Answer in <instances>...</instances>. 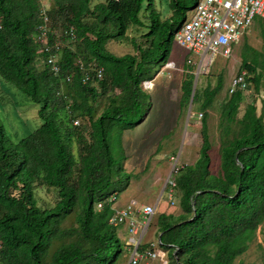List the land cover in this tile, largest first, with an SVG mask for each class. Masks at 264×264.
<instances>
[{
	"label": "trees",
	"instance_id": "1",
	"mask_svg": "<svg viewBox=\"0 0 264 264\" xmlns=\"http://www.w3.org/2000/svg\"><path fill=\"white\" fill-rule=\"evenodd\" d=\"M92 1L57 0L48 12L52 30L63 16L66 31L76 33V49L63 44L56 76L34 40L43 23L40 0H0V81L39 105L42 120L17 144L0 124V264H113L123 254L117 228L109 224L115 211L108 203L96 209L132 179L125 171L126 157L112 154L111 132L122 144L124 132L146 120L152 101L143 83L153 81L156 68L168 63L174 34L198 0H169V17L155 0H104L93 6ZM132 27L145 30L143 44L129 37ZM56 41L52 35L51 42ZM113 41H130L136 53L113 54L108 49ZM255 53L264 55V50ZM91 63L90 74L103 70V77L85 84L84 71ZM259 65V58L249 62L245 57L241 69L251 75ZM187 67L182 112L195 82ZM252 79L259 89L260 75ZM223 86L220 76L215 87L205 89L199 158L174 178L182 212L158 218L163 245L180 249L176 257L170 255V264H235L264 225V107L258 115L256 104H249L239 120L241 90L222 105L220 172L211 171L208 110ZM107 94L108 106L98 116L96 104ZM198 102L195 93L193 104ZM80 120L89 122L88 132L75 125ZM39 187L58 191L53 208L39 207ZM75 213L77 226L62 228ZM58 240L63 243L49 257Z\"/></svg>",
	"mask_w": 264,
	"mask_h": 264
},
{
	"label": "rangeland",
	"instance_id": "2",
	"mask_svg": "<svg viewBox=\"0 0 264 264\" xmlns=\"http://www.w3.org/2000/svg\"><path fill=\"white\" fill-rule=\"evenodd\" d=\"M104 0H93L92 6ZM57 0H42L48 9L56 6ZM157 8L169 17L171 11L168 9L169 0H155ZM56 25L53 24V31L57 39L73 49H76L77 42L70 41L66 37V26L63 16L56 18ZM264 22L256 20L255 24L248 31L245 39L236 48L234 56L231 59H224L217 56L213 66L207 70H200L197 65L188 63V59H196L195 56H188L187 51L175 46L172 48L171 57L164 66L156 68L153 76L155 77L150 90L146 92L151 97L152 109L146 120L134 128H129L124 132L122 144L117 133L111 132L110 144L112 154L116 159L126 157L125 171L132 175L129 186L122 190L119 189L117 196L119 208L124 207L133 200L141 207L151 205L155 208L156 214L152 225L146 236L145 242H155L158 238V218L164 214L162 205L167 203L166 213L179 216L181 211V194L177 188L173 191L175 194L173 205L170 198H167L169 180H174L177 172L184 166L193 165L199 158V152L202 145V119L201 104L203 102V93L211 85L215 87L219 77H223V91L216 99L213 106L208 110V126L210 139L212 142L211 171L214 174L220 172V149L223 143V133L220 128L222 105L232 94V81L242 70V62L246 57L249 62L254 58H259L260 65L256 73L250 75V85L247 90L242 91L244 101L241 105L237 118L241 120L249 104L254 103L257 107V114H262L264 107V66L262 65L264 55L257 56L255 52L264 50ZM146 32L144 29L132 27L128 34L131 39H136L138 43L143 44L142 35ZM175 44V43H173ZM176 45V44H175ZM249 46L250 49L247 48ZM110 52L117 56L126 54H135V48L130 41L111 42L108 45ZM174 49V50H173ZM186 53H185V52ZM183 55V56H182ZM191 66L196 78L195 93L198 96V103L192 105L189 115L190 104L182 112L180 102L183 91L182 84L186 80L187 66ZM42 68V64H37ZM158 73V74H157ZM260 75L259 89L252 78ZM155 86V87H154ZM194 87V85H193ZM105 95L98 100L96 104L97 115L99 116L108 106V99ZM40 106L31 101L22 92L16 90L10 85L0 81V124L6 126L8 135L12 142L19 143L23 138L30 135L42 125L39 118ZM80 127L89 131L88 121H78ZM79 127V126H78ZM239 125H234V131L239 130ZM228 138V137H227ZM229 138H233L231 135ZM78 147L74 146V153L77 155ZM36 199L42 209L53 208L58 201V191L47 187L36 189ZM132 199V200H130ZM128 201V202H127ZM119 202H124L121 206ZM97 207V206H96ZM77 213L69 217L62 228H71L77 226ZM118 240L122 246L123 254L115 260L113 264H127L131 256V247L129 246V233L127 227L117 228ZM63 243L58 240L54 244L49 257ZM119 245V243H118ZM264 264V225L259 229L256 240L250 245L249 250L239 257L235 264Z\"/></svg>",
	"mask_w": 264,
	"mask_h": 264
},
{
	"label": "built area",
	"instance_id": "3",
	"mask_svg": "<svg viewBox=\"0 0 264 264\" xmlns=\"http://www.w3.org/2000/svg\"><path fill=\"white\" fill-rule=\"evenodd\" d=\"M40 14L43 23L36 29L35 42L40 53L47 54V64L56 76L61 69L58 66L63 44L60 41L51 42V36L56 35L51 27L49 10L42 0L39 2ZM256 20L264 22V0H198L184 23L174 34V43L187 51L188 63L197 65L200 70H207L213 66L217 56L228 60L234 56L236 48L248 34ZM70 41H76L75 29L66 31ZM190 66V65H189ZM94 64H89L84 71L83 82H96L103 77V70H98L93 76L89 70ZM248 71H241L232 81V93L237 90L245 91L250 82ZM70 80V79H68ZM152 81H145L143 88L150 90ZM202 116V114H201ZM79 122L76 121L75 125ZM168 198L174 205L173 189L176 187L174 180L168 183ZM110 204L115 211L109 224L120 228L127 226L131 256L127 264H170V255L177 256L179 247L174 245L164 246L161 238L155 242H145L149 228L152 225L156 210L151 205L141 207L135 201L129 202L123 209L117 206L116 194L100 202L96 209L101 211L104 204Z\"/></svg>",
	"mask_w": 264,
	"mask_h": 264
},
{
	"label": "crops",
	"instance_id": "4",
	"mask_svg": "<svg viewBox=\"0 0 264 264\" xmlns=\"http://www.w3.org/2000/svg\"><path fill=\"white\" fill-rule=\"evenodd\" d=\"M175 46H177V47H179L177 44L175 45V44H173V47H174V49H175ZM180 48V47H179ZM173 49V50H174ZM181 49V48H180ZM185 52V51H184ZM186 53V52H185ZM183 56V55H182ZM130 200H132V199H130ZM133 200H137V199H135V198H133ZM138 201V200H137ZM128 202V201H127ZM139 202V201H138ZM140 203V202H139ZM119 204L121 205V206H124L125 204H124V202H119ZM163 211H165L164 212V214H167V215H169L168 213H166V211H167V209H168V205H167V203H165V204H163L162 205V208H161ZM127 227V226H126ZM127 232H128V229H127ZM129 261V260H128Z\"/></svg>",
	"mask_w": 264,
	"mask_h": 264
},
{
	"label": "water",
	"instance_id": "5",
	"mask_svg": "<svg viewBox=\"0 0 264 264\" xmlns=\"http://www.w3.org/2000/svg\"><path fill=\"white\" fill-rule=\"evenodd\" d=\"M195 82H196V78H195ZM195 83H194V87H193V92H192V96H191V102H190V109H189V115H190V111L192 109V105H193V100H194V95H195Z\"/></svg>",
	"mask_w": 264,
	"mask_h": 264
},
{
	"label": "clouds",
	"instance_id": "6",
	"mask_svg": "<svg viewBox=\"0 0 264 264\" xmlns=\"http://www.w3.org/2000/svg\"><path fill=\"white\" fill-rule=\"evenodd\" d=\"M159 237V236H158ZM161 238V237H160Z\"/></svg>",
	"mask_w": 264,
	"mask_h": 264
},
{
	"label": "bare ground",
	"instance_id": "7",
	"mask_svg": "<svg viewBox=\"0 0 264 264\" xmlns=\"http://www.w3.org/2000/svg\"><path fill=\"white\" fill-rule=\"evenodd\" d=\"M155 87V86H154Z\"/></svg>",
	"mask_w": 264,
	"mask_h": 264
}]
</instances>
